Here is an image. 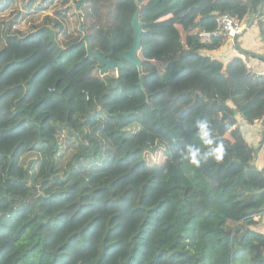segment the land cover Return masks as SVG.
<instances>
[{"label":"trees","instance_id":"16d2710c","mask_svg":"<svg viewBox=\"0 0 264 264\" xmlns=\"http://www.w3.org/2000/svg\"><path fill=\"white\" fill-rule=\"evenodd\" d=\"M137 10L164 52L103 75L85 36L118 61ZM225 13L264 42V0H0V264H264L239 125L264 120V74L214 57L227 35L202 42ZM204 119L224 153L196 167Z\"/></svg>","mask_w":264,"mask_h":264},{"label":"crops","instance_id":"0c3cea01","mask_svg":"<svg viewBox=\"0 0 264 264\" xmlns=\"http://www.w3.org/2000/svg\"><path fill=\"white\" fill-rule=\"evenodd\" d=\"M251 20L254 21L252 27L245 34H240L235 42L229 41L221 51L214 54V57L227 63L235 56H240L256 74L263 75L264 61L244 54L241 51L245 50L264 56V42L261 38L257 23L258 20L257 18L250 19V21ZM249 22L243 24L244 30L247 28ZM239 125L246 142L256 148L255 166L259 170H264V120L255 124H248L244 119H239ZM259 220H261L260 231L264 232V214L257 218V221Z\"/></svg>","mask_w":264,"mask_h":264},{"label":"water","instance_id":"95a60500","mask_svg":"<svg viewBox=\"0 0 264 264\" xmlns=\"http://www.w3.org/2000/svg\"><path fill=\"white\" fill-rule=\"evenodd\" d=\"M137 4H140V0H137ZM254 24V21L251 20L248 23L247 28L243 31L242 34H245ZM132 27H133V43L132 46L129 50L121 53L119 55L118 61H111L109 57L111 56L112 52L108 55H103L101 52L97 51L94 52L91 47V43L89 40L88 35L85 36L84 41L87 46V52H88V57L90 59L96 60L99 63V67L101 69V72L103 75H107L110 70L113 69H120L123 65L124 62L127 61L131 63L132 65L136 66L138 68L139 73H142V60L139 57L138 53L139 50L141 49V44H142V25L139 22V10H137L136 14L134 15L132 19ZM244 54H248L252 57H255L257 59L263 60L264 61V56L258 55L249 51L241 50ZM144 76L141 75L140 81H139V86L143 89V79Z\"/></svg>","mask_w":264,"mask_h":264},{"label":"clouds","instance_id":"9594fccd","mask_svg":"<svg viewBox=\"0 0 264 264\" xmlns=\"http://www.w3.org/2000/svg\"><path fill=\"white\" fill-rule=\"evenodd\" d=\"M195 129L197 130V135L202 146L206 147L207 151L202 154L201 147L187 145L183 158L187 159L191 165L196 167L200 165L201 160H207L209 158H213L217 161L222 160L224 145L215 140L209 121L204 119L196 122Z\"/></svg>","mask_w":264,"mask_h":264},{"label":"built area","instance_id":"2783aa9c","mask_svg":"<svg viewBox=\"0 0 264 264\" xmlns=\"http://www.w3.org/2000/svg\"><path fill=\"white\" fill-rule=\"evenodd\" d=\"M244 31L241 21L229 14H222L217 18V29L213 34L202 33L200 38L202 42H207L211 37H218L222 34L227 35L230 42H234L236 38Z\"/></svg>","mask_w":264,"mask_h":264},{"label":"rangeland","instance_id":"374dc122","mask_svg":"<svg viewBox=\"0 0 264 264\" xmlns=\"http://www.w3.org/2000/svg\"><path fill=\"white\" fill-rule=\"evenodd\" d=\"M162 47L165 49L164 46H162ZM163 52H164V50L161 47L157 48V47H154L150 44L143 46V47L141 45V54H142L143 58H146V59H154L157 55H159ZM240 120H243V118L240 117ZM101 197L103 198L104 201H109L108 199L112 198V194L109 192H103L101 194Z\"/></svg>","mask_w":264,"mask_h":264}]
</instances>
